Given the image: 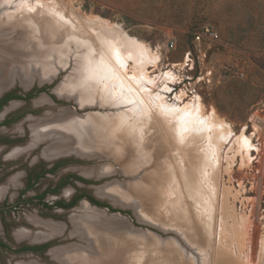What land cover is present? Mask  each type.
Listing matches in <instances>:
<instances>
[{
    "label": "rangeland",
    "instance_id": "rangeland-1",
    "mask_svg": "<svg viewBox=\"0 0 264 264\" xmlns=\"http://www.w3.org/2000/svg\"><path fill=\"white\" fill-rule=\"evenodd\" d=\"M0 4L6 6L2 15L35 8L61 11L79 26L75 27L82 32L74 31L78 38L93 39L95 91H112L122 100L116 109L103 107L96 95L94 105L80 107L74 99L56 95L55 88L72 74V60L49 81L40 83L35 72L29 86L15 79L0 92L30 99L25 104L13 101L0 113L16 104L9 110L16 122L0 128V264H58L51 251L85 245L69 236L73 224L68 217L82 204L96 212L94 230L115 248L100 255L93 240V258L108 264H264V0H0ZM204 24L217 30L220 44L205 57H186L191 50L188 31ZM6 37L12 36L3 34L0 39ZM170 41L175 42L174 50L167 47ZM69 57H76V52ZM237 71L244 76H236ZM40 99L47 103L37 104ZM62 111L100 120L132 112L127 129L108 139L121 136L134 157L117 139L113 145L119 150H112L118 161L104 152H93L89 158L68 154L45 159V142L29 147L30 124ZM134 116L140 121L133 124ZM12 134L15 144L7 140ZM16 150H21L19 155L7 159ZM129 156L138 162L134 173L125 174L119 165ZM100 169L110 171L88 174ZM139 183L142 192L125 206L94 192L103 186L125 190ZM41 193L48 194L39 201ZM75 197L68 209L55 206ZM31 217L61 224L64 232L38 242H16L17 231L33 236L43 231L28 222Z\"/></svg>",
    "mask_w": 264,
    "mask_h": 264
},
{
    "label": "bare ground",
    "instance_id": "bare-ground-1",
    "mask_svg": "<svg viewBox=\"0 0 264 264\" xmlns=\"http://www.w3.org/2000/svg\"><path fill=\"white\" fill-rule=\"evenodd\" d=\"M2 6L0 7V33H1L0 36L4 34L6 36H12V37L11 38L6 37L7 39H0V92L11 86L14 83L15 79L17 80L19 79L24 86L27 85L29 86V84L32 81L31 80L32 75L35 74V72H37L40 83L44 81H49L53 78L57 70H59L60 68L62 69L63 66H66L68 60L69 61L72 60L74 62L73 64L74 69L72 71V74L71 76L69 75L67 77L68 79H63V81L55 88L54 92L56 93V95H58L59 97H63V99L64 98L74 99L80 107L94 105L96 103L94 96L99 95L101 99V104L100 103L99 104L102 105L103 107L110 106L111 108L113 107L114 109L118 107V103L122 102V100L118 99V97L114 98L112 96L113 93L112 91H109V93L107 91H103V92L95 91L97 90L98 81L93 82V80L94 79L96 80L97 78L93 75V64H95V60H97L96 57H93V39L91 38L92 40L91 42L90 40L87 41V39L85 41V39L78 38L79 35L76 36L77 34L75 32L76 30H78L76 27L79 26H76L74 25V23L72 24L71 22L66 20L64 18L63 13L61 11H57L56 9L41 11L42 9L40 10L35 8L33 10L31 9L29 11H24V13H22L21 15H19V13H21L19 11L16 12V14L2 15L3 13L1 11V8L6 7V6L3 7ZM48 28L51 29L52 33L48 32ZM80 29H82L81 26ZM84 30H85V26H84ZM78 31L82 32L81 30ZM80 32L78 34H81ZM85 32L84 34H86L87 36L88 34ZM91 33L93 34V32ZM88 37L90 38L91 36ZM70 45H72L73 47H71ZM73 51L76 52V57H69L72 56ZM37 75H34V77L35 76L37 77ZM25 80H27L28 82H26ZM43 102L44 100L40 99L37 102V104H41ZM130 111L124 113L123 115L115 116L113 118H108L103 120L93 117L92 115H88L85 117H78V116H74L73 114L67 111L60 112L61 114L57 117L46 116L47 118L44 121H40L39 123L36 121L37 124L30 126V130H31L30 133L32 135L31 137L32 145L29 147L33 148L37 143L46 141L48 145L43 151V156L47 160H52L58 156L68 155V154H75L80 157L84 156L89 158V157H93V152L98 153V155L104 152L108 154V156L115 158L114 159L115 161H118L117 159L119 158L116 155L117 153L114 154L115 153L114 150L118 151L119 149L117 148L116 144H115L116 146L113 145L115 143L114 141L118 139L123 141L121 147H123V149L126 148L125 152L133 156L132 154H130L132 153L131 150L132 147L129 148V146H127V143L124 141L123 138H121V136L118 137L116 136L114 141L111 140L109 141L108 139L110 138V135L116 134L117 132L120 133L121 135L127 129L128 125L130 124V117L133 114ZM139 121L140 119L138 118V116L133 117L132 120L133 124ZM163 135H165L164 132ZM152 139L154 140V137ZM175 139L178 141L179 137L177 136V138ZM173 144L175 145V143ZM150 145L151 147L153 146L152 143ZM112 148L114 150H112ZM151 150H153V147L151 148ZM153 151L156 152L155 149ZM170 151L173 152V149ZM18 152L20 153V151H16L15 153L13 151L14 153L13 155L18 154ZM152 155L154 156V154ZM128 159L129 160L127 163L119 165L121 166L120 170L123 171L125 174H132L135 172L136 164L138 161L136 160L137 161L136 162L134 160L135 158L131 159V157ZM109 171H110L109 169H103V170L100 169L98 171H94V173L88 172V174L101 176L102 174L105 175L109 173ZM130 185L131 186L130 187L128 186L125 190H123V188H121L120 186L108 185V186L95 188L94 192L98 198H104V200L108 199L110 203L112 202L115 203L116 205L117 204L127 205L128 200L134 199L135 196H137L139 192H142V189L144 188L143 186H142L143 188L141 187L140 183L135 185L132 184ZM155 193H157V191H155ZM156 199L157 196L155 200ZM155 204L157 203L155 202ZM158 204L160 205V201ZM158 204L156 205L157 207H159ZM152 213L156 214L155 212ZM93 214H96V212H94V210L89 208L86 204H82L81 206H79L77 210H75L73 213L70 214L68 219L71 222V224H73V231L70 232L69 236L70 237L75 236L78 239H80V241L83 240L82 243L85 242V245H80V246L72 245L51 251L50 253L51 257L54 258L58 262V264H108L107 261L101 260L102 258L100 260L93 258L95 255V253L93 255V249L96 248L95 247L96 244L98 246L97 249H100L101 252L100 255L101 254L106 255L110 250L112 251V249H115V248L111 249V244L109 245H107L108 243L106 244L108 240H104L103 237L100 236L99 232L94 230V228L96 227L93 225V218H94ZM106 220L108 221V218ZM28 222L31 223L34 227L40 228V230L43 231L39 234H34V236L25 231H17L14 233V238L16 242L22 240L38 242V241L46 240L52 236H56V237L58 235L60 236V234L64 232L63 231L64 226L61 224L42 222L40 220H37L35 217L29 218ZM97 229L100 230V228ZM106 229H108V227H106ZM101 231H103L102 228ZM107 231L105 230V234L107 233ZM109 236L108 238H110ZM93 240L96 243L94 245H93L94 242ZM141 245L142 244H140V246ZM132 247L134 249V246ZM124 249L125 248L123 247L122 250ZM117 250L119 249L117 248ZM109 254L111 253L109 252ZM23 264H36V263L29 262Z\"/></svg>",
    "mask_w": 264,
    "mask_h": 264
},
{
    "label": "built area",
    "instance_id": "built-area-1",
    "mask_svg": "<svg viewBox=\"0 0 264 264\" xmlns=\"http://www.w3.org/2000/svg\"><path fill=\"white\" fill-rule=\"evenodd\" d=\"M190 36L191 50L186 53V57H205L207 51L220 44V36L217 30L209 24L200 25L188 31ZM168 49H175V42L170 41L167 44ZM236 76L242 78V71H237Z\"/></svg>",
    "mask_w": 264,
    "mask_h": 264
},
{
    "label": "flooded vegetation",
    "instance_id": "flooded-vegetation-1",
    "mask_svg": "<svg viewBox=\"0 0 264 264\" xmlns=\"http://www.w3.org/2000/svg\"><path fill=\"white\" fill-rule=\"evenodd\" d=\"M30 99L28 98V95H20V97H18V95H17V93H13V92H7L5 95H0V113L4 110V108L6 107V105H9V103H11V102H13V101H19V102H21V103H26V102H28ZM47 103V101H45V99H44V102L43 103ZM43 103H41V104H43ZM41 104H39V105H41ZM16 106V104L14 103V104H11L10 105V107L6 110L5 109V111L3 112V114H1V116H0V128H2V127H10V126H12L15 122H16V119H17V117H15V115H10V113H9V110H12L13 108L12 107H15ZM46 119V118H45ZM45 119H42L41 121H44ZM38 123L40 122V121H37ZM37 122L35 121V123L33 122V123H31L30 124V126H32V125H35V124H37ZM4 129H6V128H4ZM30 129V128H29ZM6 131V130H5ZM4 131V132H5ZM30 132H31V130H29ZM3 132V131H2ZM30 136L32 137V135H31V133H30ZM16 139V137H15V135H8L7 136V140H10V142H11V144H13L12 143V141L11 140H15ZM32 139V138H31ZM31 143H32V141L30 142V145H31ZM39 143H42V142H39ZM39 143H37L35 146H37ZM11 144H8V145H11ZM15 144V143H14ZM45 144H46V147H47V145H48V143L45 141ZM7 144H6V146H4V147H9ZM34 146V147H35ZM45 149H43V151H44ZM16 151H18V150H16ZM19 151H21V150H19ZM43 151H42V156H43ZM15 153V152H14ZM14 153H12L9 157L10 158H12V157H14V156H18L19 155V153L18 154H16V155H13ZM44 157V156H43ZM7 159H9L8 157H7ZM29 189H26L25 190V193H26V191H28ZM48 193H41V194H39V196L37 197V200H39V201H42L43 200V198L47 195ZM76 197L75 198H73V199H71L70 201H67V202H58V203H56L55 204V206L56 207H59V208H61V209H68V208H62V207H60L59 205H64V206H67V205H71L70 207H72V205H74L75 204V202H76ZM69 207V208H70Z\"/></svg>",
    "mask_w": 264,
    "mask_h": 264
},
{
    "label": "trees",
    "instance_id": "trees-1",
    "mask_svg": "<svg viewBox=\"0 0 264 264\" xmlns=\"http://www.w3.org/2000/svg\"><path fill=\"white\" fill-rule=\"evenodd\" d=\"M93 204H98L96 203L95 201H91ZM60 207L62 208H69L71 205H67V206H64V205H59ZM25 250H30V249H25Z\"/></svg>",
    "mask_w": 264,
    "mask_h": 264
}]
</instances>
